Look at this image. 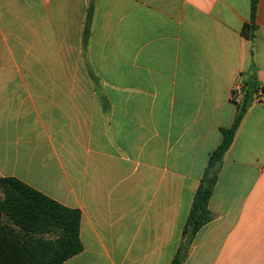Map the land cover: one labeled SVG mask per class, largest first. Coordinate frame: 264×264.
Masks as SVG:
<instances>
[{"label": "crops", "instance_id": "crops-1", "mask_svg": "<svg viewBox=\"0 0 264 264\" xmlns=\"http://www.w3.org/2000/svg\"><path fill=\"white\" fill-rule=\"evenodd\" d=\"M0 0V178L80 213L64 264H170L235 82L264 89V0ZM244 85V87H245ZM182 264H264V101Z\"/></svg>", "mask_w": 264, "mask_h": 264}, {"label": "trees", "instance_id": "trees-1", "mask_svg": "<svg viewBox=\"0 0 264 264\" xmlns=\"http://www.w3.org/2000/svg\"><path fill=\"white\" fill-rule=\"evenodd\" d=\"M255 10L256 0H250V25L245 32L255 29ZM256 86L254 81L246 83L231 125L220 130L221 142L208 157L183 226V243L170 264H182L196 232L214 217L208 201ZM79 221V211L63 207L14 178H0V264H64L81 251Z\"/></svg>", "mask_w": 264, "mask_h": 264}, {"label": "built area", "instance_id": "built-area-1", "mask_svg": "<svg viewBox=\"0 0 264 264\" xmlns=\"http://www.w3.org/2000/svg\"><path fill=\"white\" fill-rule=\"evenodd\" d=\"M245 87L244 84L239 80L234 83L231 98L235 103H239L244 95ZM254 102L264 101V89L258 87L253 97Z\"/></svg>", "mask_w": 264, "mask_h": 264}]
</instances>
